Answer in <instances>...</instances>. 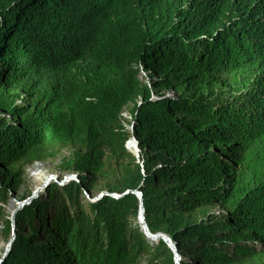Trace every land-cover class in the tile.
I'll list each match as a JSON object with an SVG mask.
<instances>
[{"label": "trees", "instance_id": "1", "mask_svg": "<svg viewBox=\"0 0 264 264\" xmlns=\"http://www.w3.org/2000/svg\"><path fill=\"white\" fill-rule=\"evenodd\" d=\"M63 149L0 264H176L127 190L180 264H264V0H0V218Z\"/></svg>", "mask_w": 264, "mask_h": 264}, {"label": "rangeland", "instance_id": "2", "mask_svg": "<svg viewBox=\"0 0 264 264\" xmlns=\"http://www.w3.org/2000/svg\"><path fill=\"white\" fill-rule=\"evenodd\" d=\"M141 74H142L143 79L145 81L150 82V79H148V73L143 72ZM167 94H170V95L173 94L172 90H170V89L167 90ZM131 106L132 105H129L128 107H126V109H125L126 112H128L130 110ZM127 147H128V144H127ZM68 155H69V150L63 149L54 158H48L45 161L35 162L31 165H27L25 167V173L23 175L24 182H23L22 186L20 187L17 196L21 197V198L30 196L32 194V192L37 187H39V185H41L43 180H44L41 178L40 173L43 174L44 177H48L49 175L53 176V179H51L49 181L48 185L50 183H53V182L60 184V181L63 180L64 177H66L69 174H73L71 172L61 171L58 167L61 159L63 157H67ZM76 180H77V178H76ZM68 181H70V180H68ZM68 181H66L65 183H67ZM105 183H106V179H104V178L98 179L97 184L95 186V190H94L96 196H98L101 192H106L105 191ZM46 188H43L39 195H44ZM22 200H18V198L12 197L9 199L7 204L2 205V215L3 216H1L2 218H0V231H2V227H3L2 221L4 220V217L10 219L11 212L16 207V202H18V201L21 202ZM213 211L217 212V210L215 208L213 209ZM11 231H12V228H11ZM8 241H9V239L6 236H4L2 233H0V256L3 255ZM176 259H177V257L175 256V263H176Z\"/></svg>", "mask_w": 264, "mask_h": 264}, {"label": "water", "instance_id": "3", "mask_svg": "<svg viewBox=\"0 0 264 264\" xmlns=\"http://www.w3.org/2000/svg\"><path fill=\"white\" fill-rule=\"evenodd\" d=\"M129 141H133L134 144H135V148H134V151H130L129 148L127 147V143ZM125 147L127 150H129L131 153H133L136 157H138V153H139V149H138V145H137V142L134 138H131L130 140H128L125 144ZM77 176L75 174H69L67 175L66 177H64L63 180L60 181V184H63L65 183L66 181L68 180H72V179H76ZM53 179V176L49 175L44 183L42 185H40L39 187H37L30 196L26 197L25 199H23L21 202H16V207L14 208V210L11 212V215H10V221L12 223V231H11V236L9 238V241L6 245V248L4 250V253L3 255L1 256V259H0V263L5 259V257L7 256V254L9 253L10 249H11V245H12V242L14 241L15 239V235H16V232L14 230V218H15V214L16 212L21 209L23 206L31 203V201L35 198H37L39 196V194L41 193L42 189L43 188H46L48 186V183L49 181ZM127 193H134L136 195V197L138 198L139 200V214H138V223H139V227L141 229V231L143 232V234L145 235V237L149 240H153L154 242H157L158 240H163L167 246L173 251V253L175 254V256L177 257V261H176V264H180V257L177 253V248L175 246V243L164 233H155V234H152L146 223H145V219H144V207H143V198H142V193L138 190H127L125 191L123 194L119 195V194H111L112 196L116 197V198H120L121 196H123L124 194H127ZM85 194L87 196V198L90 200V201H96L97 199H99L101 196H103L104 194H108V192H101L98 196H96L95 198H91L90 195L88 194L87 191H85Z\"/></svg>", "mask_w": 264, "mask_h": 264}, {"label": "built area", "instance_id": "4", "mask_svg": "<svg viewBox=\"0 0 264 264\" xmlns=\"http://www.w3.org/2000/svg\"><path fill=\"white\" fill-rule=\"evenodd\" d=\"M141 73L142 70H141ZM126 110L124 109L121 113V124L123 125L124 128L128 129V130H132V121H133V116L131 115V113L128 111L126 112Z\"/></svg>", "mask_w": 264, "mask_h": 264}, {"label": "bare ground", "instance_id": "5", "mask_svg": "<svg viewBox=\"0 0 264 264\" xmlns=\"http://www.w3.org/2000/svg\"><path fill=\"white\" fill-rule=\"evenodd\" d=\"M129 142H130V141H129ZM129 142H128V143H129ZM128 143H127V144H128ZM134 145H135V144H134ZM134 148H135V147H134ZM129 150H130V149H129ZM130 151H131V150H130ZM40 175H41V178L44 179V180L47 178V177H44L43 174H41V173H40ZM42 179H41V180H42ZM44 180H43V182H44ZM43 182H42V184H43ZM42 184H41V185H42ZM39 186H40V185H39ZM149 240H151V239H149ZM151 241H153V240H151Z\"/></svg>", "mask_w": 264, "mask_h": 264}]
</instances>
